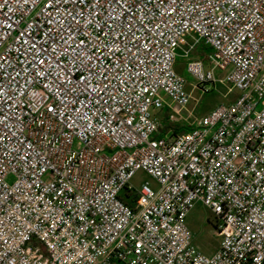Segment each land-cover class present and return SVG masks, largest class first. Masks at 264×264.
Masks as SVG:
<instances>
[{
  "label": "built area",
  "instance_id": "1",
  "mask_svg": "<svg viewBox=\"0 0 264 264\" xmlns=\"http://www.w3.org/2000/svg\"><path fill=\"white\" fill-rule=\"evenodd\" d=\"M180 59L239 96L157 137ZM0 264H264V0H0Z\"/></svg>",
  "mask_w": 264,
  "mask_h": 264
},
{
  "label": "rangeland",
  "instance_id": "2",
  "mask_svg": "<svg viewBox=\"0 0 264 264\" xmlns=\"http://www.w3.org/2000/svg\"><path fill=\"white\" fill-rule=\"evenodd\" d=\"M206 51L204 47L199 46L190 60L201 59L207 64V60L205 59ZM178 63H180L178 72H182V75L188 79L186 89L192 96L191 103L184 111V118L175 121L177 124L185 126L186 131L194 128L202 116L218 105L230 104L239 96L237 91L229 94L227 87L222 84L210 85L208 92L196 88L195 81L189 76L186 70L187 60L180 59ZM217 76L219 78H225V73L217 72ZM144 182H149L154 188H157L155 180L144 172L136 174L132 180V185L140 188ZM187 224L194 234L196 247L204 254L212 256L221 243V238L216 233L217 222L213 214L203 205L197 204L189 214Z\"/></svg>",
  "mask_w": 264,
  "mask_h": 264
},
{
  "label": "trees",
  "instance_id": "3",
  "mask_svg": "<svg viewBox=\"0 0 264 264\" xmlns=\"http://www.w3.org/2000/svg\"><path fill=\"white\" fill-rule=\"evenodd\" d=\"M161 122H162L161 128H160L159 133L157 134V137H165V136L176 137L179 134H182L183 132L186 133L193 129L191 128L188 131H186L185 126L174 122L171 119L170 110H166L161 113ZM134 202H135V199H134Z\"/></svg>",
  "mask_w": 264,
  "mask_h": 264
},
{
  "label": "crops",
  "instance_id": "4",
  "mask_svg": "<svg viewBox=\"0 0 264 264\" xmlns=\"http://www.w3.org/2000/svg\"><path fill=\"white\" fill-rule=\"evenodd\" d=\"M206 50H207L206 52L208 53L209 50H208V49H206ZM207 53H206V54H207ZM179 66H180V63L177 64V71H178V67H179ZM179 73H180V72H179ZM180 74H182V72H181ZM218 248H219V247H218ZM217 250H218V249H217ZM217 250L214 252V254L217 252ZM214 254H213V255H214Z\"/></svg>",
  "mask_w": 264,
  "mask_h": 264
},
{
  "label": "snow or ice",
  "instance_id": "5",
  "mask_svg": "<svg viewBox=\"0 0 264 264\" xmlns=\"http://www.w3.org/2000/svg\"><path fill=\"white\" fill-rule=\"evenodd\" d=\"M43 62V61H42Z\"/></svg>",
  "mask_w": 264,
  "mask_h": 264
}]
</instances>
